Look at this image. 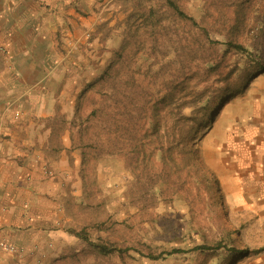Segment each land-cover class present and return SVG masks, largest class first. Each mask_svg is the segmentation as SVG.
<instances>
[{
  "label": "rangeland",
  "instance_id": "374dc122",
  "mask_svg": "<svg viewBox=\"0 0 264 264\" xmlns=\"http://www.w3.org/2000/svg\"><path fill=\"white\" fill-rule=\"evenodd\" d=\"M176 1L197 24L180 18L166 0L66 4L77 9L81 28L75 31L68 21L72 36L60 48L75 58L82 80L73 107L58 106L48 122L53 156L65 149L80 156L76 166L71 153L77 178L64 185L55 208V229L65 234L53 256L47 250L36 255L38 245L23 256V249L1 241L0 264H264V252L242 258L231 249L264 246V81L256 83V62L264 57V0ZM245 1V18L237 21ZM232 40L252 55L229 48ZM112 66L109 81L86 89ZM202 92L219 114L212 122L207 116L195 143L180 152L179 129L197 125L192 112L202 107ZM153 96L154 103L165 102L140 113ZM94 110L103 113L88 119ZM180 112L193 118L180 120ZM154 117L160 134L149 130L147 138L132 141ZM133 148L141 160L135 164ZM71 230L133 249L99 255ZM221 241L226 247L220 250H192ZM173 249L185 252L145 256Z\"/></svg>",
  "mask_w": 264,
  "mask_h": 264
},
{
  "label": "crops",
  "instance_id": "0c3cea01",
  "mask_svg": "<svg viewBox=\"0 0 264 264\" xmlns=\"http://www.w3.org/2000/svg\"><path fill=\"white\" fill-rule=\"evenodd\" d=\"M75 1L0 0V242L23 256L36 245V255L59 253L55 243L65 231L55 229V208L64 185L77 178L71 159L77 166L79 154L65 149L53 156L48 123L58 106L73 107L82 80L75 58L60 48L72 36L68 21L81 28L77 9L66 5ZM263 81L264 73L256 83Z\"/></svg>",
  "mask_w": 264,
  "mask_h": 264
},
{
  "label": "trees",
  "instance_id": "16d2710c",
  "mask_svg": "<svg viewBox=\"0 0 264 264\" xmlns=\"http://www.w3.org/2000/svg\"><path fill=\"white\" fill-rule=\"evenodd\" d=\"M168 5L170 6V8L172 10L175 11V13L182 19L184 20H190L191 22L197 24V20L192 17V16H189L182 8L181 6L177 3L176 0H166ZM248 1V0H247ZM246 3L243 2L242 5L240 4L239 5V8L237 11H236V18H237V21L239 20H243L245 18V14L242 12V6ZM228 47L231 48V49H235L236 51L238 52H242V53H248L250 55H252V53L242 44L240 43H237L236 41H229L228 43ZM260 58L259 60H257L256 62V65H258L259 69L257 72H259V75L260 74H263L264 73V57L262 55H260ZM116 68L114 69V67H109V69L103 73L102 76H100L98 79H96L91 85L87 86L86 89L88 88H94L95 86H98L102 83H105L107 81H109L108 77H111L112 76V71H115ZM138 82V81H137ZM137 84V87L139 88H142V84L141 83H136ZM84 93H86V91L83 92V95ZM137 95L139 96L140 93L138 92ZM230 96V95H229ZM153 99H149V101L147 102V104H149V106L146 108V107H143L142 109H138L140 110L139 112L142 113V110H145L147 109V112L149 110H153V108H156V107H159L161 106L162 103H164L165 101H161L160 102V105L157 103H154L156 100H154V96L152 97ZM200 101L202 102V107L200 108L199 111H193L192 114H198V119H197V125H188V127H186L187 125H185V127H180L179 129V135L182 136V138L180 139V145L178 146H182L183 149H181L182 151L180 152H185L186 150V146L189 145L190 143H195L196 141V138H197V135L200 133L202 127L204 125H206L207 123V116L208 117V122H212V120H215L216 116L219 114L217 113L216 110H214L212 107H211V104L209 102V100L207 99V95H206V92H202L200 93ZM156 114H158V110L155 111ZM103 112L99 111V110H94L90 116L88 117V119H98L100 118L101 114ZM191 114V115H192ZM193 117L191 116H187L185 115L184 113L180 112V120H185V122H187V120H191ZM152 119V118H151ZM156 120V121H155ZM154 121L153 124H152V127H141L140 130H135L133 136H132V141H137L139 139V137L141 136H144V138H147V135L148 134H151L150 131L155 135V134H160L161 132V126H160V123L157 122V118L154 117ZM144 130V133L142 132ZM150 130V131H149ZM165 134H167V130L165 129ZM133 143V142H132ZM135 145V144H134ZM133 145V146H134ZM132 149V147H131ZM188 150V149H187ZM192 151L190 152H193L194 154H198V149H191ZM162 151L165 152V149L162 148ZM146 152V151H145ZM133 157L131 158V160L133 161L132 163L135 164L140 162V155H138V151L136 150V148H133ZM143 164V162H142ZM138 166H141L138 165ZM85 172H86V169L84 168L83 169V173H84V181L87 179V173L85 175ZM142 179V176L138 174V181H140ZM71 233L78 237V238H82L86 241V243L88 244V247L94 251H96L99 255H104V256H108L110 254H115V253H118L119 255H124V254H127L129 253L133 248L131 247H127V248H121V247H118L117 245H108L106 243H99V242H94V241H91L89 236H88V233L86 231H76V230H71ZM226 247L225 243L223 241L221 242H217L215 243L213 246H210V245H205V244H202V245H198L196 247H194L192 250L194 251H198V252H207V251H210V250H220L222 248ZM232 249V252L233 253H236V254H239L242 258H245V257H248L250 256L252 253L254 254H261L264 252V246L260 247V248H257V249H253V250H250V249H236V248H231ZM180 252H185L183 251L182 249H173L171 251H163L161 253H155L154 251L150 250L149 252H147L145 254V256H148L149 258H152L154 260H159V259H164L166 258L167 256H171V255H174L175 253H180Z\"/></svg>",
  "mask_w": 264,
  "mask_h": 264
},
{
  "label": "built area",
  "instance_id": "2783aa9c",
  "mask_svg": "<svg viewBox=\"0 0 264 264\" xmlns=\"http://www.w3.org/2000/svg\"><path fill=\"white\" fill-rule=\"evenodd\" d=\"M15 116H16L17 119H21L22 118V113L18 112V113L15 114ZM10 249L14 250L15 248L10 247Z\"/></svg>",
  "mask_w": 264,
  "mask_h": 264
}]
</instances>
